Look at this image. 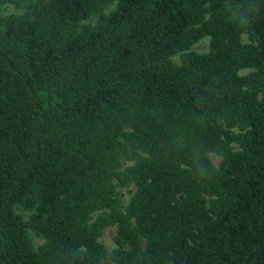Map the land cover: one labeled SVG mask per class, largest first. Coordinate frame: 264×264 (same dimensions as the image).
I'll list each match as a JSON object with an SVG mask.
<instances>
[{"label": "trees", "instance_id": "obj_1", "mask_svg": "<svg viewBox=\"0 0 264 264\" xmlns=\"http://www.w3.org/2000/svg\"><path fill=\"white\" fill-rule=\"evenodd\" d=\"M11 5L0 264H264V0Z\"/></svg>", "mask_w": 264, "mask_h": 264}, {"label": "rangeland", "instance_id": "obj_2", "mask_svg": "<svg viewBox=\"0 0 264 264\" xmlns=\"http://www.w3.org/2000/svg\"><path fill=\"white\" fill-rule=\"evenodd\" d=\"M15 12H18V10L12 5L11 6H7V7H0V13L10 14V13H15ZM243 42L244 43L248 42L246 35H243ZM209 48H210V41H209V38L206 37V38H203L202 40H200L195 45H193L191 47V51H194V52H197V53H206V52L209 51ZM173 60L176 63H179L178 56L174 57ZM248 71L249 70H242L240 72V74H245ZM211 160H212L213 165L216 166L218 164L220 158H218L217 156L212 154L211 155ZM134 191H135V187L134 186H129L128 188H119L118 189L119 197H120V199L122 200V202L124 204H127L129 202V200L131 198V195L134 193ZM115 231H116V228L114 226L113 227H108V228H106L103 231L102 236L99 238V241L103 245H105V247L108 250H111L114 247L113 237L115 235Z\"/></svg>", "mask_w": 264, "mask_h": 264}, {"label": "clouds", "instance_id": "obj_3", "mask_svg": "<svg viewBox=\"0 0 264 264\" xmlns=\"http://www.w3.org/2000/svg\"><path fill=\"white\" fill-rule=\"evenodd\" d=\"M258 7V5H256L253 9L250 10L249 12V17L250 19H243V23L241 24L242 26H246L250 23L252 17L255 15V11H256V8Z\"/></svg>", "mask_w": 264, "mask_h": 264}]
</instances>
